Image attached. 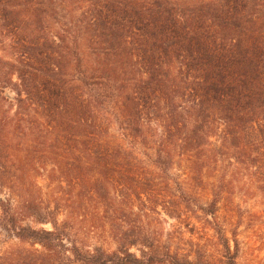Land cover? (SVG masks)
<instances>
[{"label":"trees","instance_id":"1","mask_svg":"<svg viewBox=\"0 0 264 264\" xmlns=\"http://www.w3.org/2000/svg\"><path fill=\"white\" fill-rule=\"evenodd\" d=\"M234 177L264 205V0H0V264H209L201 225L236 264Z\"/></svg>","mask_w":264,"mask_h":264},{"label":"rangeland","instance_id":"2","mask_svg":"<svg viewBox=\"0 0 264 264\" xmlns=\"http://www.w3.org/2000/svg\"><path fill=\"white\" fill-rule=\"evenodd\" d=\"M7 94L13 97L15 93L12 90H8ZM230 178L231 176L229 175V181ZM244 180L241 177H234L233 182L229 183V193H223L224 197L219 204L218 214L229 230L228 236L232 237V232L230 231L233 229L232 218L237 225L240 253L236 264H264V205L261 203L262 198L260 195L254 193L255 188L246 191ZM37 182L42 187L41 196L45 202V207L54 206L59 202L67 209L70 208L68 205L70 204L78 215L82 213L80 212V204L76 203L78 190L70 189L69 187L60 188L56 183L50 182L44 175H39ZM186 183L194 189L193 202L198 204V206L201 204L206 206L212 198L210 193L214 189V180H196L195 182L187 180ZM58 197H61V199H58ZM159 216L160 219L152 220L150 225L152 228H157L166 234L173 229L176 221L172 218H167L164 214ZM63 217L64 215L61 216V218ZM24 223H29L35 227L51 228V224L48 223L38 224L34 217H30ZM199 228L201 242L205 244L208 250L207 259L209 264H225L226 257L221 250L214 230L207 227V225H201ZM83 229L90 245H103L108 250L115 249L116 245L110 234H105L99 229H94L93 232L86 228ZM13 243H18V241H10L8 244Z\"/></svg>","mask_w":264,"mask_h":264}]
</instances>
